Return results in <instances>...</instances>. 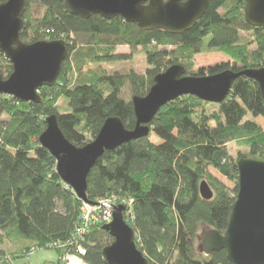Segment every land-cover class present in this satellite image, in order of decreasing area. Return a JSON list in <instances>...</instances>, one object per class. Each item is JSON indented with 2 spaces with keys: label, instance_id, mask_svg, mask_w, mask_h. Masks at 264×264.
I'll use <instances>...</instances> for the list:
<instances>
[{
  "label": "trees",
  "instance_id": "obj_1",
  "mask_svg": "<svg viewBox=\"0 0 264 264\" xmlns=\"http://www.w3.org/2000/svg\"><path fill=\"white\" fill-rule=\"evenodd\" d=\"M28 3L22 40L27 44L64 40L68 56L56 85L39 90L40 104L17 103L0 95V264H24L21 261L33 249L56 250L61 258L57 264H64V257L107 264L103 250L114 239L104 225L76 234L84 202L62 182L55 158L39 142L47 118L55 115L66 139L80 148L97 138L109 118H119L134 130L132 99L146 96L155 78L175 64L183 65L187 76L200 78L263 69L264 28L247 23L246 0H211L198 24L182 35L143 32L121 17L109 21L96 15L84 20L71 15L64 0ZM35 6L43 11L39 17L33 13ZM247 32L250 40L242 37ZM119 46L133 52L142 49L149 65L146 72L109 74L94 68L127 59L116 53ZM203 53H221L231 63L196 73L195 56ZM12 72L0 53V74L7 79ZM127 89L130 99L124 96ZM62 99L65 112L57 104ZM249 115L264 119V99L259 83L246 75L236 79L221 104L196 96L168 103L149 125L147 138L106 151L98 160L88 177V201L112 197L133 201L134 219L125 216V221L149 264H231L225 251L204 256L198 239L203 227L222 235L227 230L239 192L238 162L247 155L264 159V130ZM232 144L238 146L236 154L229 148ZM202 183L213 193L209 200L201 196ZM8 243L18 249L3 250ZM77 246L86 254L79 255Z\"/></svg>",
  "mask_w": 264,
  "mask_h": 264
},
{
  "label": "water",
  "instance_id": "obj_2",
  "mask_svg": "<svg viewBox=\"0 0 264 264\" xmlns=\"http://www.w3.org/2000/svg\"><path fill=\"white\" fill-rule=\"evenodd\" d=\"M211 0H64L67 11L84 20L99 15L106 20L123 18L143 32L160 31L182 35L194 28L207 12ZM28 0H8L0 4V53L12 65L5 79L0 74V95L13 97L17 103L40 104L39 90L52 88L68 56L64 40L25 43L21 38ZM245 18L253 28H264V0H246ZM246 75L259 83L264 99V68L234 74L227 71L217 76H187L181 64H175L158 75L149 93L136 96L132 104L136 117L134 130H128L119 118L106 120L97 138L85 147L71 144L59 128L55 115L47 118V128L39 142L57 162V174L84 203L88 177L106 151L123 144L147 138L150 124L159 110L183 96H196L202 101L221 104L230 95L234 82ZM239 192L230 208L228 227L222 235L206 231L200 238L202 253L210 256L225 251L231 264H264V159L251 155L238 162ZM201 196L213 197L206 183ZM126 207L114 208L113 220L103 228L114 239L103 250L107 264H149L137 248L136 233L125 221Z\"/></svg>",
  "mask_w": 264,
  "mask_h": 264
},
{
  "label": "rangeland",
  "instance_id": "obj_3",
  "mask_svg": "<svg viewBox=\"0 0 264 264\" xmlns=\"http://www.w3.org/2000/svg\"><path fill=\"white\" fill-rule=\"evenodd\" d=\"M33 13H34V15L39 17L43 13V11L39 10L35 6ZM242 37L244 40H250L252 37V34L249 32L243 33ZM132 52L133 51L131 50V48L129 46H119L116 49V53L119 55L121 54L123 56H127L128 57L127 59H125L124 61H121V62L102 64V65H99L98 67H94V68H101L102 71L104 70L109 74H112L115 72L127 73V72L133 71V70L137 71L139 73H145L146 70L149 68L145 52H143L142 49H138V50L134 51L133 53ZM229 62H230L229 58L226 57L225 55L221 54V53L199 54V55L195 56L194 72L197 73L201 68H207L209 66H214L216 64L229 63ZM85 70L86 71L89 70V67L86 66ZM124 96L126 99L131 98V92L129 89H127L125 91ZM57 104H58V107L60 108L61 112H65L67 110L66 104H65L63 99L59 100V102ZM248 119L255 120L256 122H258L264 130V119L262 117L255 118L252 115H249ZM237 147L238 146L234 145V144L229 146V148L231 149L233 154H236L237 151L239 150ZM241 150L245 151V148L241 147ZM211 172L215 177H217L220 181H222L227 186H229V187L233 186L225 177H223L216 170L211 169ZM120 205H123V204H120ZM208 230L209 229L207 227H203V229L199 235L198 248L200 249L201 252H202V246L200 244V238ZM2 248H3V250H6L8 253H11L12 251L14 252V250L18 249V245L13 244V243H8ZM59 260H61V258L59 257V254L57 253V251L54 249H45V250H38V251L36 249H33L29 258L21 261V263H24V264L25 263L26 264H57ZM69 262H70L69 264H80V263L71 262L70 259H69ZM64 264H66V263H64ZM82 264H85V263L82 262Z\"/></svg>",
  "mask_w": 264,
  "mask_h": 264
},
{
  "label": "built area",
  "instance_id": "obj_4",
  "mask_svg": "<svg viewBox=\"0 0 264 264\" xmlns=\"http://www.w3.org/2000/svg\"><path fill=\"white\" fill-rule=\"evenodd\" d=\"M123 204L127 209L125 216L134 219L133 215V201L119 200L115 197L101 200L98 203L87 204L84 203L81 209V227L77 228V236H82L89 232L92 226L107 225L112 222L114 208ZM79 255H85L86 251L82 246L76 247ZM63 262L67 261V257L62 258Z\"/></svg>",
  "mask_w": 264,
  "mask_h": 264
},
{
  "label": "crops",
  "instance_id": "obj_5",
  "mask_svg": "<svg viewBox=\"0 0 264 264\" xmlns=\"http://www.w3.org/2000/svg\"><path fill=\"white\" fill-rule=\"evenodd\" d=\"M71 260V262H75V263H80V264H82V262L81 261H79L78 259H74V258H72V259H70ZM70 262H69V259H67V262H66V264H69Z\"/></svg>",
  "mask_w": 264,
  "mask_h": 264
}]
</instances>
